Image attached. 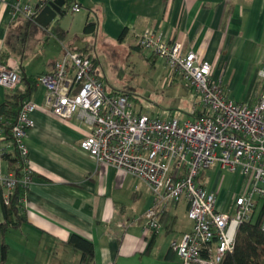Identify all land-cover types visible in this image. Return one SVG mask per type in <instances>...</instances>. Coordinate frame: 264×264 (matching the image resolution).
<instances>
[{
    "label": "crops",
    "instance_id": "crops-1",
    "mask_svg": "<svg viewBox=\"0 0 264 264\" xmlns=\"http://www.w3.org/2000/svg\"><path fill=\"white\" fill-rule=\"evenodd\" d=\"M48 1L54 0H0V64L16 70L21 79L52 73L55 62L69 50L64 43L70 42L71 32L77 28L85 35L87 23L97 22V31L107 40L125 42L134 37L139 41L145 31L153 30L181 42L184 53L194 51L212 64V79L222 80L228 99L252 107L264 93V79L260 78L264 0H77L80 12L70 11L56 19L67 32L64 40L52 33L54 22L44 29L36 21L12 16L17 3L38 9ZM70 13L72 21L67 19ZM135 48L142 52L139 45ZM155 59L150 54V60ZM18 87L10 91L0 85V107L29 88L22 81ZM196 98L199 102L197 94ZM29 99L37 105L31 115L34 127L25 138L34 177L21 211L24 220L5 235L9 251L4 261L0 233V264L9 262L12 239L19 238L24 241L22 249L35 255L36 261L50 254L47 264H84L81 252L68 244L72 235L94 245L90 264H182L171 245L191 232L193 225L191 231L175 234L177 216L169 211L161 217L162 234L146 228L145 213L152 205L140 214L138 205L145 192L152 194L148 186L113 165L98 164L83 151L80 144L91 135L90 127L77 118L63 120L46 110V90L39 83ZM14 152L11 140L0 142L3 173L12 174L9 161L2 156ZM238 177L234 193L240 189ZM2 193L0 185V225L5 222ZM231 195L224 190L218 197L219 206H228ZM181 203L187 213L184 200L175 209Z\"/></svg>",
    "mask_w": 264,
    "mask_h": 264
},
{
    "label": "built area",
    "instance_id": "built-area-1",
    "mask_svg": "<svg viewBox=\"0 0 264 264\" xmlns=\"http://www.w3.org/2000/svg\"><path fill=\"white\" fill-rule=\"evenodd\" d=\"M38 11L17 3L12 16L34 21ZM80 11L79 5L72 7V12ZM138 42L141 50L162 60L196 92L193 121L181 124L136 114L128 95L107 93L93 58L70 51L55 62L52 73L39 78L46 90L44 107L60 119L77 118L90 127L91 135L80 147L98 164L113 165L148 186L155 199L145 215L146 228L156 235L164 228L162 215L182 200L187 202L193 229L171 245L182 264H221L235 250L240 225L250 221L258 201H264V93L252 107L228 99L222 80L212 79V64L194 51L184 53L181 42L153 30L145 31ZM260 78L264 79V69ZM20 83L16 70L0 64L1 86L14 91ZM36 109L34 102L25 105L13 127L25 161L20 183L28 188L34 169L25 138L34 127L31 115ZM213 167L241 176L240 189L227 209L219 206L218 193L200 183ZM0 185L3 201L9 204L18 181L0 169ZM261 229L264 233V217Z\"/></svg>",
    "mask_w": 264,
    "mask_h": 264
},
{
    "label": "rangeland",
    "instance_id": "rangeland-1",
    "mask_svg": "<svg viewBox=\"0 0 264 264\" xmlns=\"http://www.w3.org/2000/svg\"><path fill=\"white\" fill-rule=\"evenodd\" d=\"M68 16L67 19L72 21L74 16L71 13ZM69 41L64 43L66 49L70 52H87L95 59L107 93L120 92L128 95L136 114L153 119L178 120L181 124L194 120L196 92L162 60H150V51H138L135 47L139 42L134 37L118 42L107 40L100 30L83 35L76 28L71 32ZM238 176L227 171L220 173L219 168H214L207 171V176L200 183L203 181L209 192L216 187L214 191L219 198L224 190L229 191L232 194L228 200L230 203L238 185ZM154 199L153 194L145 192L138 205V214L145 212L151 204L146 215L153 208ZM169 211L177 216L175 234L191 231L193 222L186 213L185 204L181 203L178 209L173 205ZM162 233L163 231L160 234ZM7 237L9 238L8 235ZM176 239L179 240V237ZM23 242L20 238L12 239V250L6 264H47V260L51 259L50 254H45L41 257L43 261H36L35 255L28 252L26 254L22 249Z\"/></svg>",
    "mask_w": 264,
    "mask_h": 264
},
{
    "label": "trees",
    "instance_id": "trees-1",
    "mask_svg": "<svg viewBox=\"0 0 264 264\" xmlns=\"http://www.w3.org/2000/svg\"><path fill=\"white\" fill-rule=\"evenodd\" d=\"M66 11L64 15L72 11V7L77 4V0H64ZM50 2V1H48ZM35 21V19H34ZM31 21V23H35ZM97 22H88L85 27V34H90L97 30ZM52 33L58 36L61 40H64L67 36L60 24V20L54 21L52 27ZM124 36V35H123ZM123 39V37H122ZM139 49H141L139 47ZM84 56L91 57L87 52H79ZM92 58V57H91ZM95 69H97V76L103 81V77L98 71V62L94 59ZM11 68V67H10ZM40 78V77H39ZM39 78H23L22 82H26L28 88L27 92H20L15 96L8 98L5 104L0 107V120L3 119V123L0 121V131L3 135L2 141L11 140L14 144V154L3 155L4 159H7L10 163L11 173L18 181V185L11 197L10 203L4 206L5 222L0 225V233L2 236V259H6L9 251V246L5 242V235L10 229L20 227L24 217L21 213L24 208V202L27 198L29 191L28 187L23 186L20 182L23 180L25 174V161L21 157L18 145L13 136V127L16 124L22 108L28 103L32 102L30 98L31 92L34 90L36 84L39 82ZM19 87H17V90ZM114 94H123L120 92H114ZM3 191V189H2ZM261 206V208H260ZM260 208V213L255 220L257 210ZM166 214V213H165ZM264 217V201H258L256 213L250 221L242 223L238 229L237 240L235 250L232 254L227 255L221 264H264V233L261 229V223ZM164 218V216H163ZM162 222V221H161ZM72 248L78 250L82 254V262L84 264H90L94 261L95 249L94 245L86 239H83L77 235H72L68 243Z\"/></svg>",
    "mask_w": 264,
    "mask_h": 264
},
{
    "label": "water",
    "instance_id": "water-1",
    "mask_svg": "<svg viewBox=\"0 0 264 264\" xmlns=\"http://www.w3.org/2000/svg\"><path fill=\"white\" fill-rule=\"evenodd\" d=\"M65 1L64 0H54L46 3L45 6H39V14L37 15L35 21L42 28L47 29L57 17H63L65 14Z\"/></svg>",
    "mask_w": 264,
    "mask_h": 264
}]
</instances>
